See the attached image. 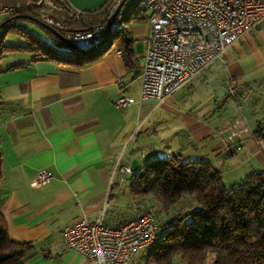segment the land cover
Returning <instances> with one entry per match:
<instances>
[{
  "label": "crops",
  "instance_id": "crops-1",
  "mask_svg": "<svg viewBox=\"0 0 264 264\" xmlns=\"http://www.w3.org/2000/svg\"><path fill=\"white\" fill-rule=\"evenodd\" d=\"M50 1L83 11L81 20H71L43 0L36 1V11L84 27L103 17L107 0ZM131 17L126 23L133 39L130 63L114 45L97 48L99 58L80 66L32 60L24 51L0 56V211L8 236L33 245L23 264H87L64 246L61 228L81 217L99 216L117 225L132 218L133 204L148 199L131 193L130 175L118 171L121 164L134 173L150 159L179 154L181 160L207 159L221 177L236 162L248 163L249 171L264 169V151L257 145L261 137L254 134L264 125V19L230 44L221 59L158 103L140 97L142 62L137 58L149 27L145 16ZM1 41L24 44L14 32ZM215 86L227 94L219 97ZM120 94L134 101L117 107L113 101ZM171 112L178 113L176 143L161 138L156 128ZM239 117L246 130L238 135L242 147L236 149L237 140L224 139L219 130ZM237 152L243 160L235 159ZM42 168L50 170V179L31 187L29 180Z\"/></svg>",
  "mask_w": 264,
  "mask_h": 264
},
{
  "label": "built area",
  "instance_id": "built-area-1",
  "mask_svg": "<svg viewBox=\"0 0 264 264\" xmlns=\"http://www.w3.org/2000/svg\"><path fill=\"white\" fill-rule=\"evenodd\" d=\"M122 0H107L103 17L88 27L74 28L55 20L43 11L35 16L55 28L62 29L65 37L82 48L96 45L103 33L106 19ZM55 6L76 21L84 13L79 9ZM7 7H0V11ZM135 9L148 23V32L142 39L143 54L140 71V97H152L162 103L180 86L191 81L202 69L222 58L227 47L244 33L254 29L264 19V0H124L111 22L112 35L125 27L123 18ZM106 39L96 48L104 47ZM134 101L132 96L120 94L113 101L123 107ZM0 121V126H2ZM241 117L228 122L219 130L224 139L236 141L246 130ZM264 151V137L257 140ZM122 175L133 170L126 164L118 166ZM51 172L40 169L30 180L31 187L48 181ZM133 216L117 225L106 224L102 217H81L61 228L64 246L84 257L87 264H126L137 248L148 247L159 228L150 210L133 204Z\"/></svg>",
  "mask_w": 264,
  "mask_h": 264
},
{
  "label": "trees",
  "instance_id": "trees-1",
  "mask_svg": "<svg viewBox=\"0 0 264 264\" xmlns=\"http://www.w3.org/2000/svg\"><path fill=\"white\" fill-rule=\"evenodd\" d=\"M36 1L0 0V7H7L4 18L10 17L0 29V56L5 51H24L32 60L65 61L75 66L99 58L101 50L97 48L76 53L79 60H68L59 50L54 53L55 46H66L62 39L41 20L21 15L35 16ZM138 15L129 11L128 17L123 18L124 29L112 37L107 46L118 47L128 63L132 61L133 39L126 23L131 16ZM80 20L81 16L76 21ZM26 22L35 24L50 42L28 29ZM56 29L65 34L64 30ZM7 32L18 34L24 44L3 45L1 40ZM254 134L264 137V125L258 126ZM179 156L150 159L130 175V191L140 199L151 195L162 205H171L182 195L190 194L196 203L194 208L158 223L155 240L148 246L151 260L172 264V258L179 255L188 264H203L211 256V264H264V169L249 171L239 183L226 187L219 169L207 159L181 160ZM32 248L31 242L16 241L8 236L0 211V264H23V258Z\"/></svg>",
  "mask_w": 264,
  "mask_h": 264
},
{
  "label": "rangeland",
  "instance_id": "rangeland-1",
  "mask_svg": "<svg viewBox=\"0 0 264 264\" xmlns=\"http://www.w3.org/2000/svg\"><path fill=\"white\" fill-rule=\"evenodd\" d=\"M0 13H7V9L2 11V12L0 11ZM3 17H4V15L0 14V22L3 20L2 19ZM25 25L28 26L33 33L37 34L40 37H44L47 41L50 42V39L46 38L44 36V34H42L41 30L35 24L26 22ZM119 33H120V31L115 32L112 35V37H115ZM55 47L56 48L53 49V52L57 53L59 50L64 55V58H66L68 60H73V59L75 60V58H79V55H76V52L67 46H62V45L58 46L57 45ZM137 62H138V64H140L142 62V57L137 58ZM215 65L216 64H214V66ZM207 73H209L208 70L203 72V74H207ZM216 86L214 87V89L217 90L216 92L219 94V97H223L225 93L227 94V91H225V89L222 86H219V87H216ZM228 101H229V105L230 104L232 105L233 101H232L231 97L228 98ZM238 102H240V101H238ZM234 105H235V102H234ZM163 112L164 111H162L160 113L164 114ZM167 115L168 114H165L166 120L158 122L156 124L157 133L161 138H164V140H168V141L176 143L177 139L173 135L174 134L173 130L179 124L178 119L175 118V116L178 117V113L177 112H171V115L169 117H167ZM176 132H178V131H176ZM178 137L181 141H186V137L180 135L179 133H178ZM238 140H240V139H238ZM241 147H242V142H241V146L239 149H241ZM235 148H236V145H235ZM188 150H190L189 146L186 147V152ZM242 156H243L242 152H237L235 159H239V160L242 159L243 160ZM182 159L187 160L188 157H183ZM231 168L233 169L232 171L228 172L227 170H225V173L222 176V181L226 187H230L234 184L239 183L240 178L242 176H244L250 170L248 163H246V162H244L241 165H238L236 162V163H234V165L231 166ZM237 174H239L240 177L238 179H235V176ZM145 196L148 197V199L143 200L144 203H140L141 200H139V202L135 203V205H138L141 209L144 208V209L150 210L153 213L155 220L157 222H163L166 219L172 218L177 213L178 214L183 213L184 211H187V210L194 208L196 206V203L190 194L182 195L176 202H174L171 205H162L161 202L156 200L151 195H145ZM145 196H143V198H145ZM143 198H141V199H143ZM148 248L149 247L137 248L135 250L133 257H132V260L129 264H158V263L151 260V257L149 256V253H148ZM172 264H188V263L185 260L181 259L179 255H175L172 258ZM203 264H211V256H208L204 260Z\"/></svg>",
  "mask_w": 264,
  "mask_h": 264
},
{
  "label": "water",
  "instance_id": "water-1",
  "mask_svg": "<svg viewBox=\"0 0 264 264\" xmlns=\"http://www.w3.org/2000/svg\"><path fill=\"white\" fill-rule=\"evenodd\" d=\"M124 2V0H122L118 5L117 7L112 11V13L109 15V17L106 19V22H105V26H104V30H103V33H102V36L99 40V42L96 44V45H93V46H90L88 48H82L78 45H76L72 40L68 39L67 37H65V35H63L62 33H60L55 27L47 24V23H44L42 21V23L47 27V28H50L58 37H60L62 39V41L65 43V45L71 49H73L77 54H80V53H87V52H91V51H94L96 49V46L97 45H100L102 44L106 39L109 38V41L108 43L103 47H107L111 40H112V28H111V22L112 20L114 19L117 11L119 10L120 6L122 5V3ZM22 16L24 17H27V18H30V19H33V20H36L38 21V18L34 15H31V14H21ZM17 16V15H15ZM10 19V17H6L4 18L1 22H0V29L4 27L5 23Z\"/></svg>",
  "mask_w": 264,
  "mask_h": 264
}]
</instances>
